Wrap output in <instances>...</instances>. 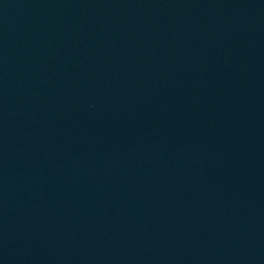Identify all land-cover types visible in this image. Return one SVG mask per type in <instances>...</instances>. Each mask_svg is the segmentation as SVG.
<instances>
[{
	"label": "water",
	"instance_id": "obj_1",
	"mask_svg": "<svg viewBox=\"0 0 264 264\" xmlns=\"http://www.w3.org/2000/svg\"><path fill=\"white\" fill-rule=\"evenodd\" d=\"M0 264H264V0H0Z\"/></svg>",
	"mask_w": 264,
	"mask_h": 264
}]
</instances>
